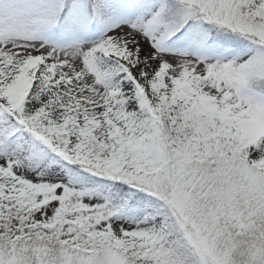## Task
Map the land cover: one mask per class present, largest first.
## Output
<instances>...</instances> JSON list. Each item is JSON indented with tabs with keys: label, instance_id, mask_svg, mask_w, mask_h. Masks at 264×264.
I'll return each instance as SVG.
<instances>
[{
	"label": "snow or ice",
	"instance_id": "snow-or-ice-1",
	"mask_svg": "<svg viewBox=\"0 0 264 264\" xmlns=\"http://www.w3.org/2000/svg\"><path fill=\"white\" fill-rule=\"evenodd\" d=\"M0 264H264V0H0Z\"/></svg>",
	"mask_w": 264,
	"mask_h": 264
}]
</instances>
